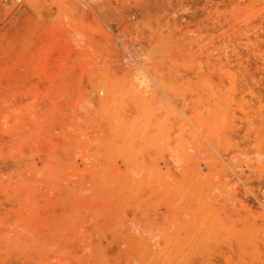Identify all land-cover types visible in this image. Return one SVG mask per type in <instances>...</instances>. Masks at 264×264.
I'll return each mask as SVG.
<instances>
[{
    "label": "rangeland",
    "instance_id": "1",
    "mask_svg": "<svg viewBox=\"0 0 264 264\" xmlns=\"http://www.w3.org/2000/svg\"><path fill=\"white\" fill-rule=\"evenodd\" d=\"M0 264H264V0H0Z\"/></svg>",
    "mask_w": 264,
    "mask_h": 264
},
{
    "label": "built area",
    "instance_id": "2",
    "mask_svg": "<svg viewBox=\"0 0 264 264\" xmlns=\"http://www.w3.org/2000/svg\"><path fill=\"white\" fill-rule=\"evenodd\" d=\"M16 2H20L21 0H15Z\"/></svg>",
    "mask_w": 264,
    "mask_h": 264
}]
</instances>
